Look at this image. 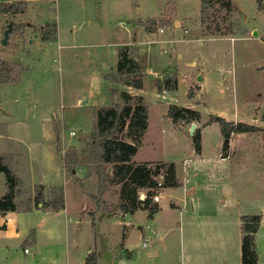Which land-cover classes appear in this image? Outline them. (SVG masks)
<instances>
[{"label":"rangeland","instance_id":"obj_1","mask_svg":"<svg viewBox=\"0 0 264 264\" xmlns=\"http://www.w3.org/2000/svg\"><path fill=\"white\" fill-rule=\"evenodd\" d=\"M0 1L23 7L0 13V77L11 79L0 82V156L21 182L18 202L38 184L64 194L58 211L0 212V264H84L91 252L96 264H240L241 217L252 214L260 216L255 246L264 264V131L232 134L224 153L220 125L210 121L264 128V10L256 0H231V12L214 7L205 24L200 0ZM148 19L158 22L149 34L139 24ZM216 23L223 33L208 34ZM125 44L141 88L111 77ZM166 75L176 77L175 90H158ZM122 90L147 106L134 162H174L181 183L158 190L152 217L145 209L124 217L119 185L101 190L87 151L97 107L120 100ZM170 105L199 119L174 123ZM5 192L0 172V197ZM184 248L195 250L192 260Z\"/></svg>","mask_w":264,"mask_h":264},{"label":"trees","instance_id":"obj_2","mask_svg":"<svg viewBox=\"0 0 264 264\" xmlns=\"http://www.w3.org/2000/svg\"><path fill=\"white\" fill-rule=\"evenodd\" d=\"M256 2L258 8L264 10V0H256ZM231 3V0H200V22L202 24L207 22L209 10H214V7L231 12ZM22 11L21 2L7 4V2L0 1V13L15 14ZM144 21H139V24L144 26V29L149 33L158 26V22L154 19ZM210 28L207 24L204 31ZM212 31L208 34L223 33L217 23ZM130 48V44H125L118 50L117 66L111 77L123 85L141 88L143 81L142 74L139 72V63L131 54ZM1 81L8 82L11 79L0 77ZM157 86L159 91H173L177 87V79L175 76L166 75L158 81ZM119 98L120 100H116L110 105L97 107L96 131L88 142V155L94 157L92 161L96 165L94 173L101 190L106 189L108 184L119 185L117 207L121 212L132 214L138 209H145L148 216L152 217L159 209L157 202L152 199L153 194L158 189V175L162 174L161 188L175 187L181 183L177 177L174 162L133 161V156L147 128V106L141 96L133 95L127 90L120 91ZM167 115L174 123H177L178 120L196 121L199 119V113L196 110L178 105H170ZM211 117L210 121H216L220 125L223 137L221 152L224 153L228 149L232 134L256 130L264 131V128L240 121H227L218 115H211ZM193 141L195 152L198 153L201 150L200 133L193 134ZM104 164L111 166L106 168ZM0 172L4 173L6 183V192L0 197L1 213L4 214L9 210L26 212L34 208L44 211H58L64 207L62 187L53 186L47 191V186L44 184H38L37 189L34 190V196L27 198L26 202H18L21 182L11 165L4 161L2 156H0ZM141 192L144 193L142 199H140ZM259 225V215L252 214L241 217L240 264L258 263L255 233ZM84 264H96L95 252H91L86 257Z\"/></svg>","mask_w":264,"mask_h":264},{"label":"built area","instance_id":"obj_3","mask_svg":"<svg viewBox=\"0 0 264 264\" xmlns=\"http://www.w3.org/2000/svg\"><path fill=\"white\" fill-rule=\"evenodd\" d=\"M162 30L163 29H160V31H162ZM161 182H162V174H159L158 175V182H157L158 189L155 191V193L152 196V199L155 202H158L160 200V195H159V191L158 190L161 188ZM154 234H155V236H158V233L157 232H155ZM154 234H151V235L146 236L145 239L142 242V245L143 246L150 245V243L153 242V238L154 237H152V236H154ZM26 251H27V249H26Z\"/></svg>","mask_w":264,"mask_h":264},{"label":"water","instance_id":"obj_4","mask_svg":"<svg viewBox=\"0 0 264 264\" xmlns=\"http://www.w3.org/2000/svg\"><path fill=\"white\" fill-rule=\"evenodd\" d=\"M9 30H10V28L8 27L4 31V36H3L2 40H1L2 44H6L7 43ZM252 34H256V31H253ZM2 111H4V110H2ZM195 126H196V124L194 122H192L190 124V128H189V134L190 135H193V130H194ZM143 196H144V193L143 192L140 193V199H142ZM127 214H129V213H127ZM106 257L108 258V260H111V256L109 255V253H108V255H106Z\"/></svg>","mask_w":264,"mask_h":264},{"label":"crops","instance_id":"obj_5","mask_svg":"<svg viewBox=\"0 0 264 264\" xmlns=\"http://www.w3.org/2000/svg\"><path fill=\"white\" fill-rule=\"evenodd\" d=\"M178 22V21H177ZM148 34H149V32H147ZM198 88H201V85H199L198 86ZM201 153V150L197 153L196 152V154H199V155H201L200 154ZM133 161H135L134 159H133ZM148 161V160H147ZM149 161H151V160H149ZM153 161H157V160H153ZM136 162H140V161H136ZM176 170H177V168H176ZM157 204L159 205V201L157 202ZM174 204V202L172 203V205ZM43 211V210H42ZM136 212V211H135ZM134 212V213H135ZM134 213H132V214H127V213H125L124 214V217H126V215H127V219H131L132 218V216L134 215ZM157 232V231H156ZM158 233V232H157ZM207 236V234H204V233H202V236ZM158 236H159V234H158ZM195 251V250H194ZM194 251H190V253H186L185 252V248L183 249V254H182V256L184 255L187 259L189 258V261L190 260H192L193 259V253H194ZM128 253H130V252H128ZM184 264H186V263H184Z\"/></svg>","mask_w":264,"mask_h":264},{"label":"flooded vegetation","instance_id":"obj_6","mask_svg":"<svg viewBox=\"0 0 264 264\" xmlns=\"http://www.w3.org/2000/svg\"><path fill=\"white\" fill-rule=\"evenodd\" d=\"M9 28H12V26H8Z\"/></svg>","mask_w":264,"mask_h":264}]
</instances>
